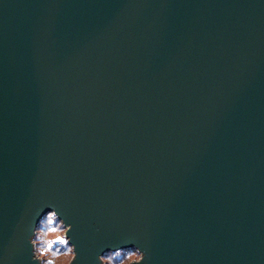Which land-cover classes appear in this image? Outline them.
<instances>
[{"label": "water", "instance_id": "water-1", "mask_svg": "<svg viewBox=\"0 0 264 264\" xmlns=\"http://www.w3.org/2000/svg\"><path fill=\"white\" fill-rule=\"evenodd\" d=\"M49 202L79 264H264V0H0L7 264Z\"/></svg>", "mask_w": 264, "mask_h": 264}, {"label": "clouds", "instance_id": "clouds-1", "mask_svg": "<svg viewBox=\"0 0 264 264\" xmlns=\"http://www.w3.org/2000/svg\"><path fill=\"white\" fill-rule=\"evenodd\" d=\"M45 206L49 210L37 224L29 227L26 235L29 261L34 264H79L78 245L70 234L73 224L62 215L55 202L44 205L37 215ZM117 245H112L107 252H97L94 264H147L148 252L140 244L126 248ZM0 264H7L2 256Z\"/></svg>", "mask_w": 264, "mask_h": 264}]
</instances>
